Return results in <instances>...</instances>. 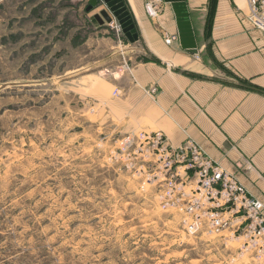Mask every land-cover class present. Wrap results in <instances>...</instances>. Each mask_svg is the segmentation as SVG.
<instances>
[{
    "label": "rangeland",
    "instance_id": "obj_1",
    "mask_svg": "<svg viewBox=\"0 0 264 264\" xmlns=\"http://www.w3.org/2000/svg\"><path fill=\"white\" fill-rule=\"evenodd\" d=\"M107 38L74 0H0V264H253L195 223L185 141L116 115Z\"/></svg>",
    "mask_w": 264,
    "mask_h": 264
},
{
    "label": "crops",
    "instance_id": "obj_2",
    "mask_svg": "<svg viewBox=\"0 0 264 264\" xmlns=\"http://www.w3.org/2000/svg\"><path fill=\"white\" fill-rule=\"evenodd\" d=\"M124 1L138 41L123 34L122 43L98 39L116 49L111 58L123 55L129 63L121 66L129 85L114 101L116 115L163 131L173 146L195 140L264 202V35L248 20L249 0H186L197 54L179 40L165 42V31L178 33L170 3L154 0L159 11L151 16L152 0ZM74 2L95 29L110 25L94 18L104 6L87 11L89 0Z\"/></svg>",
    "mask_w": 264,
    "mask_h": 264
},
{
    "label": "built area",
    "instance_id": "obj_3",
    "mask_svg": "<svg viewBox=\"0 0 264 264\" xmlns=\"http://www.w3.org/2000/svg\"><path fill=\"white\" fill-rule=\"evenodd\" d=\"M162 2L164 0H158ZM148 13L156 16L159 7L152 0L146 4ZM248 20L264 35V0H249ZM114 25L122 34L120 26ZM167 44L179 40L178 33L164 32ZM157 89L153 87L151 93ZM163 139L162 131L151 137ZM183 171L193 168L195 179L183 187L190 190L189 209L195 215V223L207 224L214 234L241 239L239 251L252 258L253 264H264V202L254 196L239 178L213 159L206 149L193 139H187L179 148ZM183 174V171L180 172Z\"/></svg>",
    "mask_w": 264,
    "mask_h": 264
},
{
    "label": "water",
    "instance_id": "obj_4",
    "mask_svg": "<svg viewBox=\"0 0 264 264\" xmlns=\"http://www.w3.org/2000/svg\"><path fill=\"white\" fill-rule=\"evenodd\" d=\"M165 1L173 7L181 46L189 52L197 54L199 52L198 43L187 1ZM100 6H104V8L94 15L99 24L103 25L106 22L111 24L116 20L122 29V34L130 42L135 43L138 41L139 35L124 0H89L87 11Z\"/></svg>",
    "mask_w": 264,
    "mask_h": 264
},
{
    "label": "bare ground",
    "instance_id": "obj_5",
    "mask_svg": "<svg viewBox=\"0 0 264 264\" xmlns=\"http://www.w3.org/2000/svg\"><path fill=\"white\" fill-rule=\"evenodd\" d=\"M115 23V21L113 22V24Z\"/></svg>",
    "mask_w": 264,
    "mask_h": 264
}]
</instances>
